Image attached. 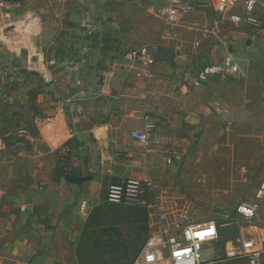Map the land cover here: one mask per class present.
I'll list each match as a JSON object with an SVG mask.
<instances>
[{"label":"crops","instance_id":"crops-1","mask_svg":"<svg viewBox=\"0 0 264 264\" xmlns=\"http://www.w3.org/2000/svg\"><path fill=\"white\" fill-rule=\"evenodd\" d=\"M126 8L127 0H0V67L37 73L43 90H26L33 104L28 110L35 128L48 117L42 139L19 135L31 150L22 143L17 156H28L33 171L20 206L3 209L0 264H78L80 226L94 205L106 202L112 184L153 183L180 154L185 131L198 130L217 102L230 113L264 99V30L228 19L243 14L242 3L224 14L213 1L204 8L215 13L206 47L201 39L187 42V27L179 25L173 37L181 53L167 45L163 51L172 31L165 32L149 82L136 75L145 69L126 63L124 54L156 41L133 36ZM228 53L243 63V73H217L200 88L181 86L183 71L218 65ZM43 75L54 82L45 83ZM145 114L156 118L146 144L132 136L143 130ZM83 201L90 204L86 214ZM218 241L207 246L214 255H221Z\"/></svg>","mask_w":264,"mask_h":264},{"label":"rangeland","instance_id":"rangeland-1","mask_svg":"<svg viewBox=\"0 0 264 264\" xmlns=\"http://www.w3.org/2000/svg\"><path fill=\"white\" fill-rule=\"evenodd\" d=\"M204 8L166 26L162 0H127L128 30L138 39L161 45L165 32L172 31L162 50L167 45L176 55L181 52H176L173 36L182 25L187 27V42L201 39L200 47H206L215 13ZM32 89L43 90L36 72L22 74L0 67V220L4 208L20 206L23 184L31 180L27 175L33 163L16 153L22 143L25 150H31L30 143L20 139L21 131L28 137L45 136L42 128L48 117L41 116V126L35 128V115L28 110L33 104L26 90ZM215 107L198 130L185 131L188 140L179 146L180 154L169 159L160 177L150 182L151 206L104 202L91 208L80 226L78 264L133 262L161 207H184L194 218L212 219L221 226L219 254L223 259L233 258L217 264H249L242 256L244 244L260 248L263 243L264 248V99H252L247 108L236 107L230 113L220 102ZM242 203L257 206L252 217L238 213ZM203 256H214L213 249L205 247Z\"/></svg>","mask_w":264,"mask_h":264},{"label":"built area","instance_id":"built-area-1","mask_svg":"<svg viewBox=\"0 0 264 264\" xmlns=\"http://www.w3.org/2000/svg\"><path fill=\"white\" fill-rule=\"evenodd\" d=\"M211 1L216 4L217 11L224 14L232 4L242 3L243 14L229 15L228 19L237 24L251 27L256 32L264 30V4L259 0H162L165 7L164 22L172 26L199 7H208ZM259 7L263 13L259 12ZM161 50V42L141 45L129 49L124 54V60L130 65H140L145 72H136L146 81L153 77L152 68L157 62ZM245 66L232 53H228L218 65H205L196 71L185 70L180 75V83L185 88H200L209 82L212 75L226 73L237 76L243 73ZM113 76V74H111ZM47 84L54 82L51 75H43ZM156 126V118L152 114H145L143 130L133 131L132 136L143 143H148L151 133ZM150 182L137 179H122L112 184L106 193L105 201L110 203H123L133 206H151L148 192ZM262 193V191H261ZM257 206L242 203L238 213L248 218L252 217ZM25 210V206L21 207ZM84 214L90 210L88 201L81 203ZM150 235L144 243L140 253L130 264H217L226 259L220 255L204 258L203 251L208 245L216 243L220 238L219 225L212 219H196L187 208L161 207L151 220ZM241 238L246 242L241 231ZM263 248H249L244 244L242 256L248 259L249 264H262Z\"/></svg>","mask_w":264,"mask_h":264}]
</instances>
